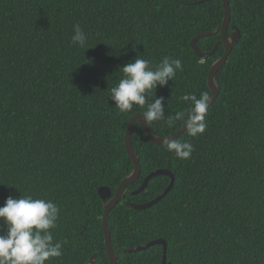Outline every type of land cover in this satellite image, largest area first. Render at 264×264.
<instances>
[{"label":"trees","instance_id":"obj_1","mask_svg":"<svg viewBox=\"0 0 264 264\" xmlns=\"http://www.w3.org/2000/svg\"><path fill=\"white\" fill-rule=\"evenodd\" d=\"M228 2L227 35L234 27L241 38L216 75L206 131L176 139L192 143L191 157L176 158L133 124L141 176L109 212L118 264H161V245L124 251L159 239L166 264H264V0ZM224 16L222 0H0V206L9 195H30L59 207L52 231L63 254L46 264L109 262L98 191L115 193L132 172L126 126L146 110L121 113L113 105L120 67L136 55L153 67L164 57L182 60L183 71L150 97L167 98L164 119L147 121L150 130L171 135L184 125L169 127L168 118L191 107L182 95L212 97L207 77L224 47L203 60L191 41L217 31L197 43L212 51ZM77 24L87 36L83 47L72 43ZM156 170L172 172L173 188L134 210L126 202L148 203L170 184L157 176L130 195Z\"/></svg>","mask_w":264,"mask_h":264},{"label":"clouds","instance_id":"obj_2","mask_svg":"<svg viewBox=\"0 0 264 264\" xmlns=\"http://www.w3.org/2000/svg\"><path fill=\"white\" fill-rule=\"evenodd\" d=\"M72 43L85 46L87 36L81 27L74 26ZM123 77L110 89L111 101L121 113H129L134 106L146 109L143 119L148 122L161 121L165 117L167 98L153 96V90L159 86L164 88L178 72L183 71L181 59L164 57L153 67L147 59L135 58L120 67ZM182 101L190 102L187 111H180L169 117L167 124L172 127L175 121H182L187 135L198 137L206 131V115L210 107L208 92L184 94ZM167 151L180 160L191 157L194 147L192 143L168 139L165 141ZM17 191V190H16ZM59 207L44 199L32 196L13 197L9 195L3 206H0V223L3 234H0V264H46V262L62 256L63 242L54 241L53 229L57 227Z\"/></svg>","mask_w":264,"mask_h":264},{"label":"water","instance_id":"obj_3","mask_svg":"<svg viewBox=\"0 0 264 264\" xmlns=\"http://www.w3.org/2000/svg\"><path fill=\"white\" fill-rule=\"evenodd\" d=\"M223 2V7L225 10V16L224 20L221 26V39L216 43L212 51L209 52H202L198 47L197 43L199 40L207 37H211L215 34H217V31H210V32H203L197 35L192 41H191V47L195 53V55L203 60L211 57L219 48V46L224 47V54L222 57H220L218 60H216L209 71L208 74V87L210 92L212 93V97L210 98V106L214 104L215 100L217 99L219 95V88L217 87L216 84V75L217 73L221 70V68L225 65V63L228 60V57L233 49V47L237 44V42L241 38L240 31L236 28L233 27V33L230 35H227V29L230 24V7H229V2L228 0H222ZM134 122H138L140 126L142 127L144 133L146 134L147 138L149 141L155 145H165V141L168 139H173L176 140L181 134L185 133L186 130L184 126L180 128L178 131L175 133H172L171 135H168L166 137H158L155 136L152 131L150 130V127L148 125V122L143 119L142 114H134L128 121L127 126H126V133H125V147L127 154L129 155L131 161L133 162V170L132 172L123 179V181L120 183V185L117 187L115 190V193H112L111 189L109 187H101L98 191L99 196L103 202L104 206V213L102 217V229L105 237V246L107 249V254L109 258L108 264H118V257L116 256V253L114 251V248L112 247V242H111V230L109 226V212L123 199L126 197V192L125 189L128 185H132L136 183L140 176H141V167H140V162L139 158L136 155L133 145H132V128ZM157 176H167L170 178V184L168 187L155 199L152 201L145 203V204H138V203H131V202H126L128 206L133 208L134 210L140 211V210H146L151 208L152 206L156 205L158 202H160L164 196H166L171 189L174 186L175 182V176L172 174V172L167 171V170H156L151 172L142 182L140 187L137 190H134L130 193V195H138L142 191L145 190L147 187L148 183L150 180ZM155 245H161L163 247V256H162V263L161 264H166V255H167V244L164 240L159 239V240H153L150 241L146 244L130 248V249H125L124 251L126 253H133V252H139L146 250L150 247H153ZM88 264H98L96 261V257L93 256Z\"/></svg>","mask_w":264,"mask_h":264},{"label":"bare ground","instance_id":"obj_4","mask_svg":"<svg viewBox=\"0 0 264 264\" xmlns=\"http://www.w3.org/2000/svg\"><path fill=\"white\" fill-rule=\"evenodd\" d=\"M231 19V18H230ZM233 33V32H232ZM209 74V73H208ZM215 79H216V77H215ZM207 80H208V77H207ZM208 83V82H207Z\"/></svg>","mask_w":264,"mask_h":264}]
</instances>
